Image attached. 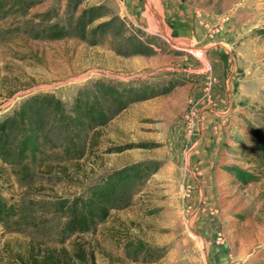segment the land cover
Returning a JSON list of instances; mask_svg holds the SVG:
<instances>
[{
    "label": "rangeland",
    "instance_id": "obj_1",
    "mask_svg": "<svg viewBox=\"0 0 264 264\" xmlns=\"http://www.w3.org/2000/svg\"><path fill=\"white\" fill-rule=\"evenodd\" d=\"M179 1L79 6L104 3L128 34L153 37V53L131 54L104 32L49 37L65 0H0V121L13 149L22 121L41 128L27 146L31 175L0 154V194L32 202L40 221L18 231L0 220V258L5 240L30 238L68 258L79 241L96 264H264V168L256 152L232 150L264 117V0ZM175 9L189 24L171 20ZM122 85L132 98L120 106L110 95ZM134 164L150 174L105 189L90 227L61 241L54 202Z\"/></svg>",
    "mask_w": 264,
    "mask_h": 264
},
{
    "label": "trees",
    "instance_id": "obj_2",
    "mask_svg": "<svg viewBox=\"0 0 264 264\" xmlns=\"http://www.w3.org/2000/svg\"><path fill=\"white\" fill-rule=\"evenodd\" d=\"M85 0H65V16L63 23L60 22H48L47 27L50 31L49 37H69L78 36L84 38L89 32L93 36L98 35L100 32L108 33L111 36L121 39V42L126 46V50L131 54H151L153 49V37L147 36L140 29H136V33L128 34L125 19L115 14L106 4L97 3L93 5H86L79 7ZM55 15H53L54 17ZM96 25L92 24L99 20ZM50 21L49 16L46 18ZM90 30V31H89ZM108 85L106 84L105 88ZM109 88V87H108ZM126 86L117 88L114 90L111 87L112 93L110 97L121 99L120 106L125 101L130 102V98L127 94L130 91L125 90ZM109 90V89H108ZM98 108V109H97ZM90 111L92 109L88 108ZM100 109V105L96 106L95 111ZM96 117L101 113L95 112ZM25 115V121L32 119V116ZM6 121H0V154L5 159H10V155L14 164L16 163L20 169V173L31 175L30 166L35 164L36 151H28V143L32 139V134L35 131L40 134L41 128L22 127L24 121H22L21 128L18 131L22 132V138L18 141L16 148L13 149L12 135L5 131ZM14 124V123H13ZM40 130V131H39ZM247 139L242 136H233L236 148L232 149L235 152L243 154L244 152H256L259 157L258 164L261 169L264 168V117L259 118L256 122H248L247 124ZM248 140V141H247ZM28 154L31 155L30 158ZM29 158V159H28ZM145 169L144 166L134 164L130 166H124L120 169L114 170L105 174L100 178V181L94 185L87 187L89 194L84 196L83 194L75 196L70 202L69 199H61L54 202L53 220L59 218H65L58 228V234L61 241L71 236L74 232L84 231L90 227L92 221V208L96 201L101 200L105 189L112 188L120 185L123 180L135 176L141 173ZM147 172V171H146ZM150 171L147 172V174ZM230 173L236 176L237 179L243 181L256 180L257 176L254 173H247L237 170L236 167H232ZM150 174V173H149ZM248 176L245 178V175ZM245 178V179H244ZM26 199L19 201L17 205H9L6 199L0 194V220L4 225H14L11 230L21 229L22 226H31L40 224L39 217L36 215V209ZM21 226V227H20ZM2 257L0 263L2 264H96L94 254L92 251L86 250L81 242L73 241V253L70 258L65 254L62 255V250L57 247L47 245L45 242L39 239L24 238L23 243L11 244L10 241L5 240L1 247ZM62 248V247H61Z\"/></svg>",
    "mask_w": 264,
    "mask_h": 264
},
{
    "label": "crops",
    "instance_id": "obj_3",
    "mask_svg": "<svg viewBox=\"0 0 264 264\" xmlns=\"http://www.w3.org/2000/svg\"><path fill=\"white\" fill-rule=\"evenodd\" d=\"M174 3L178 4L180 1L179 0H173ZM177 9H175V11H171L170 13V18L171 20L173 21H176V22H181V23H184V24H189V16L187 13L183 14V13H179L178 10L176 11Z\"/></svg>",
    "mask_w": 264,
    "mask_h": 264
}]
</instances>
